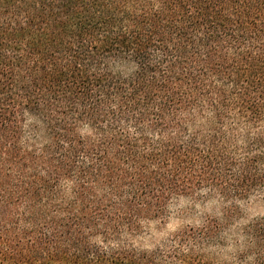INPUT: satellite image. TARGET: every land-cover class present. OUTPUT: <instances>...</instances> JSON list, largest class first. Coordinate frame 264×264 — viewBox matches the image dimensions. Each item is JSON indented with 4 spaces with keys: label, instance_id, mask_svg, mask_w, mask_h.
<instances>
[{
    "label": "trees",
    "instance_id": "1",
    "mask_svg": "<svg viewBox=\"0 0 264 264\" xmlns=\"http://www.w3.org/2000/svg\"><path fill=\"white\" fill-rule=\"evenodd\" d=\"M253 197L264 0H0V264H264Z\"/></svg>",
    "mask_w": 264,
    "mask_h": 264
},
{
    "label": "rangeland",
    "instance_id": "2",
    "mask_svg": "<svg viewBox=\"0 0 264 264\" xmlns=\"http://www.w3.org/2000/svg\"><path fill=\"white\" fill-rule=\"evenodd\" d=\"M243 219L249 220L255 216L264 214V202L260 198L253 197L242 202ZM218 210L214 202H196L191 198H182L175 202L171 208V216L165 224L154 225L155 240L163 238L167 233L175 230L182 225H196L203 217L213 214ZM150 240V242L154 241Z\"/></svg>",
    "mask_w": 264,
    "mask_h": 264
}]
</instances>
